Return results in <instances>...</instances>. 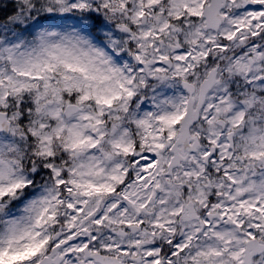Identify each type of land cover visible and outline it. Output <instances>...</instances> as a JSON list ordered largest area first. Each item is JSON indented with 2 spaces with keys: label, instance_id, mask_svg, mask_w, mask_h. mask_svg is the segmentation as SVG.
<instances>
[{
  "label": "snow or ice",
  "instance_id": "snow-or-ice-1",
  "mask_svg": "<svg viewBox=\"0 0 264 264\" xmlns=\"http://www.w3.org/2000/svg\"><path fill=\"white\" fill-rule=\"evenodd\" d=\"M0 264H264V0H0Z\"/></svg>",
  "mask_w": 264,
  "mask_h": 264
}]
</instances>
